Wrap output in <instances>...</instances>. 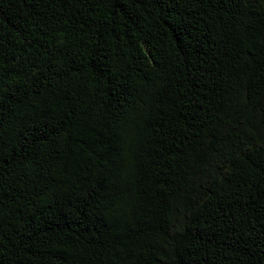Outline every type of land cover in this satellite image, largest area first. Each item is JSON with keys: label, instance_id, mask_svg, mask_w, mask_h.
I'll use <instances>...</instances> for the list:
<instances>
[{"label": "trees", "instance_id": "trees-1", "mask_svg": "<svg viewBox=\"0 0 264 264\" xmlns=\"http://www.w3.org/2000/svg\"><path fill=\"white\" fill-rule=\"evenodd\" d=\"M0 264H264V0H0Z\"/></svg>", "mask_w": 264, "mask_h": 264}]
</instances>
